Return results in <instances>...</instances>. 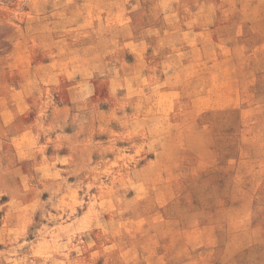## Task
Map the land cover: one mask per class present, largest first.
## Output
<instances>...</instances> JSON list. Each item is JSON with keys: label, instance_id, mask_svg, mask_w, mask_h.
<instances>
[{"label": "rangeland", "instance_id": "rangeland-1", "mask_svg": "<svg viewBox=\"0 0 264 264\" xmlns=\"http://www.w3.org/2000/svg\"><path fill=\"white\" fill-rule=\"evenodd\" d=\"M248 243L264 0H0V264H264Z\"/></svg>", "mask_w": 264, "mask_h": 264}, {"label": "crops", "instance_id": "crops-1", "mask_svg": "<svg viewBox=\"0 0 264 264\" xmlns=\"http://www.w3.org/2000/svg\"><path fill=\"white\" fill-rule=\"evenodd\" d=\"M238 250H241V251H253V250H256L258 252L260 251H264V246L262 245L261 247L257 244H253V243H248V244H245V245H242L240 246V248ZM260 263H261V260L259 259ZM258 261V262H259Z\"/></svg>", "mask_w": 264, "mask_h": 264}]
</instances>
